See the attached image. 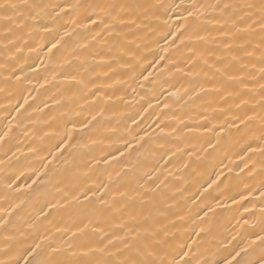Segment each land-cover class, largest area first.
Listing matches in <instances>:
<instances>
[{"label": "bare ground", "instance_id": "6f19581e", "mask_svg": "<svg viewBox=\"0 0 264 264\" xmlns=\"http://www.w3.org/2000/svg\"><path fill=\"white\" fill-rule=\"evenodd\" d=\"M111 2L40 0L37 26L0 34V264H112L149 212L169 259L264 264L259 50L231 61L212 25L203 44L177 31L183 8L217 0H183L173 35L126 45L106 28Z\"/></svg>", "mask_w": 264, "mask_h": 264}, {"label": "snow or ice", "instance_id": "6c2138e0", "mask_svg": "<svg viewBox=\"0 0 264 264\" xmlns=\"http://www.w3.org/2000/svg\"><path fill=\"white\" fill-rule=\"evenodd\" d=\"M44 7L40 0H0V34L8 39L18 30L37 26L42 19ZM180 8H183V0H180V3H176V0H112L101 10L108 18L106 28L118 40L130 45L134 43V40L128 39L129 34L135 36L138 29L155 34L167 28L169 31L165 33V37L173 35L169 24L170 13ZM198 8L204 11H197ZM207 9L213 12L218 10L219 15L209 19ZM183 13L177 17L182 21L176 26L177 31L183 35L191 30L188 39L191 40L194 37L203 44L208 41L209 36H203L201 32H208L207 25H212V28L225 38L219 41L213 38V42L218 43L230 55L231 61L239 62L241 59L233 54L234 52H243L244 56L251 57L259 50V60L262 65L260 73L264 78V0H244L243 3L217 0L215 4L208 5L192 3L189 7L183 8ZM255 15H258V20L253 19ZM256 25L259 26V42L252 47V51H249L248 47L252 45V41L248 37L253 34ZM124 28L127 31H124ZM124 54L127 55V51ZM214 54L208 50L199 53L201 59H204L205 55ZM204 63L207 64L208 61L204 59ZM216 71L220 72L221 69L217 68ZM228 79H235V77H228ZM261 89L264 90V84L261 85ZM134 219H138V223L129 227L125 235L118 238L121 239L123 248L117 249V252L113 254L122 258L115 259L112 264H189V261L183 258L177 260L175 256H172L169 259L171 256V245L167 240L169 233L151 212L141 214ZM260 239L264 240V237ZM186 255L183 253L182 257ZM225 264H232V261L226 260ZM236 264H242V261H237Z\"/></svg>", "mask_w": 264, "mask_h": 264}]
</instances>
